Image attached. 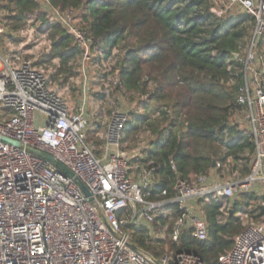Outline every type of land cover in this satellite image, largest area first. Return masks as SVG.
Listing matches in <instances>:
<instances>
[{"label": "built area", "instance_id": "2783aa9c", "mask_svg": "<svg viewBox=\"0 0 264 264\" xmlns=\"http://www.w3.org/2000/svg\"><path fill=\"white\" fill-rule=\"evenodd\" d=\"M44 3L80 48L81 62L91 58L103 62L101 49L93 48L86 31L71 24L68 11L52 9L46 0ZM234 7L254 20L245 55H232L243 64L238 125L254 143L252 173L240 185L243 188L264 185V54L257 48L264 34V0H226L224 11ZM26 32L33 42L34 32ZM4 33L0 20V37ZM34 43L33 53L21 47L0 54V264H204L198 256L183 251H165L155 258L135 245L132 234L141 228L155 234L156 215L168 205H177L183 213L171 227L170 241L178 245L182 232L190 229L193 239L204 242L208 228L203 213L189 212L186 203H197L200 198L228 202L238 194V186L214 183L208 175H199L190 182L177 179L172 199L145 201L144 190L156 183V168L151 161L145 167L136 163L139 170L135 179L130 165L142 156L137 150L135 154L119 151L128 114L112 107L97 149L87 136L92 130L99 132L103 124L89 115L86 81L74 107L69 86L52 80L58 62L36 64L50 53L51 41L41 35ZM115 73L114 80L101 85L103 99L121 87L118 71ZM257 205L264 210V199ZM246 216L248 213L236 214L241 222ZM242 226L231 248L218 257L219 264H264V217ZM154 239L164 240L165 230Z\"/></svg>", "mask_w": 264, "mask_h": 264}, {"label": "trees", "instance_id": "16d2710c", "mask_svg": "<svg viewBox=\"0 0 264 264\" xmlns=\"http://www.w3.org/2000/svg\"><path fill=\"white\" fill-rule=\"evenodd\" d=\"M46 1L61 12L84 11L82 29L93 40V48L101 49L103 60L114 58L113 51L126 45L116 63L121 82L116 89L142 100L137 111L129 114L124 135L144 127L156 137L146 157L132 161L144 167L151 161L156 168L157 182L154 188L144 190L145 201L172 199L177 179L190 182L206 175L213 162H249L254 143L236 120L242 116L237 96L243 84V64L232 55L240 54L251 38L254 20L250 15L242 11L233 15L224 12V7L218 15L209 0ZM38 9V0H0L1 21L15 32ZM36 16L38 32L51 41L50 53L36 64L57 61L52 79L66 85L76 77L73 62L80 58L81 50L60 24L50 22L45 15ZM263 45L264 34L257 48L261 50ZM229 59L232 61L227 63ZM95 134L88 133V142ZM99 141L95 147L100 146ZM261 199L264 197L245 192L230 203L198 199L208 238L196 241L188 229L182 232L178 245L168 235L183 211L168 205L156 215L153 225L155 233L165 228V239H153L149 230L141 228L132 234L133 241L155 258L165 250L183 251L198 256L204 264H219L218 257L231 248L233 238L243 230L236 214L250 212L261 219L264 210L257 205ZM254 201L257 208L251 211Z\"/></svg>", "mask_w": 264, "mask_h": 264}, {"label": "rangeland", "instance_id": "374dc122", "mask_svg": "<svg viewBox=\"0 0 264 264\" xmlns=\"http://www.w3.org/2000/svg\"><path fill=\"white\" fill-rule=\"evenodd\" d=\"M39 1V9L36 11L35 15L30 16L31 18L27 22V24L17 30L18 32H15L14 30H11V28L5 26V33L0 37V51L4 54L7 53L8 50H11L13 48L21 49V47L25 48L27 51H30L33 53L35 51L33 48L35 47L34 41L37 39H40L41 34L38 32L39 22H36V14H42L45 15V18H47L52 23H57V19L54 18V16H51V10H48L47 5L44 3V0H38ZM211 5L213 6V10H215L216 13L221 11V8L226 6L225 0H209ZM228 13H231L233 15L240 14L239 9L234 7V9L228 10ZM82 9H78L75 11H68L67 17L71 19V24L78 25L82 28L83 14ZM225 12V11H224ZM225 15V14H224ZM2 19V13L0 14V20ZM4 23V22H3ZM58 24V23H57ZM29 29V32H34L32 34L33 36V42L32 38L29 37V33L26 32V30ZM34 30V31H33ZM48 38V37H47ZM49 39V38H48ZM126 45H121L117 50H115L114 58L113 60L100 62V60H96L95 58H91L88 62L82 63L81 58L76 59L75 62H73V69L74 73H76V77L69 80L68 84L66 86H69L70 92L72 93L70 98V103L74 107H76L79 97H81V88L83 85V80L86 81L85 89L88 92V102L87 104L91 107L88 109L89 115L99 120L100 123H102L103 126L101 131L97 132V134L92 135L90 137V140L93 145H96L95 143L100 140V135H103L102 132L107 128V125L109 123V115L110 112L113 110V106H116L120 108L122 111H125L128 114V119H131L130 115L131 113H134L137 111V108L139 106V101L142 100L136 95H130L128 93H124L122 90H114L112 96L109 99H103V100H97L100 97L101 92V85L105 80H114L116 73V63L119 61L122 52ZM39 48V47H38ZM249 48V41H246L244 48L242 49V54L244 56V51H246ZM260 50L262 53H264V45L260 46ZM242 56V57H243ZM103 63V64H101ZM48 66L53 65L46 64ZM83 65V70L80 72V67ZM85 76V77H84ZM84 77V78H83ZM53 80V79H52ZM130 114V115H129ZM237 124L240 123L239 116L236 118ZM242 121V120H241ZM244 127V125L242 126ZM156 137L152 136L150 131L147 130L144 127L137 128L136 130H133L131 132H126V135H124V130L122 133V141H120L119 144V151L124 153H130L135 154L136 150L138 153H140L141 156L146 157L147 151L151 147V141H154ZM100 142V141H99ZM101 145V144H100ZM97 149H100L99 146H96ZM129 154V155H130ZM139 159V158H138ZM132 164L131 169L133 171L134 175H137V171L139 170L136 166V162H131ZM215 168H213L209 175V178L214 183H232L235 186H238L236 191L238 193H248L252 194L254 193L257 197H260L264 193V185L260 183L253 184L247 187L240 188V185H244V182L248 179L249 175L252 173V158H250L249 162H243V163H234L232 160H228L224 163H220L216 165ZM247 167L249 170H245L244 167ZM246 183V182H245ZM234 200V199H233ZM231 200V202L233 201ZM235 201V200H234ZM256 205V201H254L251 205ZM254 207H252L253 209ZM256 217V216H255ZM260 219L254 218L250 212L248 213V216H246L242 220V224L244 226L255 223L259 221ZM165 230V228H163ZM166 249V248H165ZM166 251V250H165Z\"/></svg>", "mask_w": 264, "mask_h": 264}, {"label": "crops", "instance_id": "0c3cea01", "mask_svg": "<svg viewBox=\"0 0 264 264\" xmlns=\"http://www.w3.org/2000/svg\"><path fill=\"white\" fill-rule=\"evenodd\" d=\"M232 9H234V8H232ZM237 9H239V8H237ZM212 11H215V10H213L212 9ZM239 11H240V9H239ZM241 12V11H240ZM258 51H260L259 49H258ZM243 52V51H242ZM242 52H241V54H242ZM245 52L246 51H244V55H245ZM261 52V51H260ZM0 54H3L4 55V53L3 52H1L0 51ZM243 55H241V57H242ZM43 65H45V64H38L37 66H43ZM46 66H48V65H46ZM51 66V65H50ZM72 95V94H71ZM103 126H101L100 128H99V131H101V129H103L102 128ZM107 129V128H106ZM106 129L102 132V134H104L105 132H106ZM91 132H93V130L91 131ZM253 154H254V152H253ZM142 158H144L143 156H142ZM251 158H252V161H253V155L251 156ZM138 164V163H137ZM139 166H141L140 164H138ZM216 165H217V163H216ZM213 169V168H212ZM211 169V170H212ZM210 173H211V171H209V173L208 174H206V175H210ZM137 175H138V172H137ZM137 175H134L133 174V177L135 178V179H137ZM157 182V181H156ZM156 184V183H155ZM219 184H221V183H219ZM154 186L155 185H153V188H154ZM229 203L231 202V201H228ZM186 206H187V209H188V211L189 212H191V213H194V214H200L201 213V209H200V206H198L197 205V203L196 202H193V201H189V202H187L186 203ZM264 217V216H263ZM263 217H261V218H263ZM150 233V236L154 239V236L155 235H157V233H155V234H152L151 232H149Z\"/></svg>", "mask_w": 264, "mask_h": 264}, {"label": "water", "instance_id": "95a60500", "mask_svg": "<svg viewBox=\"0 0 264 264\" xmlns=\"http://www.w3.org/2000/svg\"><path fill=\"white\" fill-rule=\"evenodd\" d=\"M2 140L5 141V142H9V141H10V140L4 139V138H2ZM47 159H48L49 162L54 163V165H55L58 169H60L61 171H63L66 175L72 177L71 173H70L66 168H64L61 164L53 162V159H52L51 157H47ZM212 168H215V163H214V162H213V164H212ZM78 185L80 186L81 190L87 195L88 192H87V190L85 189L84 185L81 184V183H79ZM131 247H132V249H135L134 246H131Z\"/></svg>", "mask_w": 264, "mask_h": 264}]
</instances>
